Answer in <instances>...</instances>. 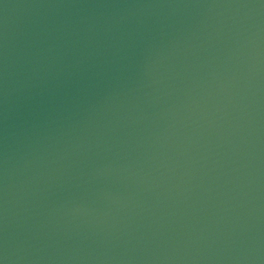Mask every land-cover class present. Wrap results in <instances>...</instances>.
<instances>
[{
  "label": "water",
  "instance_id": "1",
  "mask_svg": "<svg viewBox=\"0 0 264 264\" xmlns=\"http://www.w3.org/2000/svg\"><path fill=\"white\" fill-rule=\"evenodd\" d=\"M0 264H264V0H0Z\"/></svg>",
  "mask_w": 264,
  "mask_h": 264
}]
</instances>
